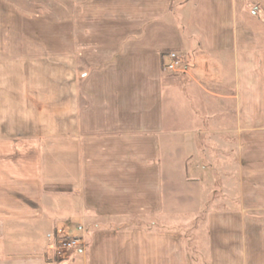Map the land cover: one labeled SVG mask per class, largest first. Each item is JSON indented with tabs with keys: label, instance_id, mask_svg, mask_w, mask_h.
I'll list each match as a JSON object with an SVG mask.
<instances>
[{
	"label": "crops",
	"instance_id": "0c3cea01",
	"mask_svg": "<svg viewBox=\"0 0 264 264\" xmlns=\"http://www.w3.org/2000/svg\"><path fill=\"white\" fill-rule=\"evenodd\" d=\"M21 1L0 0V138L25 135L0 164V264H54L62 238L83 247L58 264L189 263L185 238L151 225L167 207L165 52L190 54L189 84L234 103L240 177L223 186L199 253L264 261V0H51L46 17L44 0ZM13 9L23 23L50 20L51 45L33 28L13 45ZM228 74L233 94L222 95Z\"/></svg>",
	"mask_w": 264,
	"mask_h": 264
},
{
	"label": "rangeland",
	"instance_id": "374dc122",
	"mask_svg": "<svg viewBox=\"0 0 264 264\" xmlns=\"http://www.w3.org/2000/svg\"><path fill=\"white\" fill-rule=\"evenodd\" d=\"M30 2L35 3V0H23L20 6L32 9L29 5ZM14 3L15 0H13ZM180 3L185 4L186 0H180ZM35 8L38 9V7ZM51 10V0H44V6L39 7L36 12L44 14L46 17V14L52 13ZM190 14L186 12L184 18L189 17ZM31 22L33 21L23 23L19 13L13 9L9 25L13 45L19 40L18 37L23 30L38 33L39 46L51 45L48 36H51L53 31L50 24L52 22L46 19L42 22ZM59 24L61 36H66L65 22ZM183 25L188 35L189 28L187 24L183 23ZM180 58L183 60V65L178 72H170L167 69L163 71L165 73L164 85L166 86L164 98H166L167 125L162 150L165 158L166 186L164 189L167 207L165 214L160 215L161 218L155 219V223L151 222V225L152 229L157 232L164 233L166 231V233L181 235L185 238L189 247L187 254L190 261L188 264H211L208 259L201 257L199 252L203 249L209 250L207 238L210 237L208 225L211 218L219 215L215 213L217 210L221 211L223 207L226 208V199L229 195L227 194L228 189L223 186L227 184L229 176L230 178L235 176L236 179L240 177L238 167L240 158L237 148L239 135L235 133L236 119L233 112V100H224L225 104H223L221 99L204 94L202 89L189 84L185 78L187 76L185 69L190 68L191 55ZM207 72L212 74L213 71L208 70ZM214 75L216 74L214 73ZM175 76L177 77L173 78ZM216 76L219 77V75ZM232 81V75L228 74L226 81L229 84L228 88L219 85L220 94H233ZM225 113L229 114L224 115ZM12 136L14 137L12 138ZM12 136L2 135L0 138L2 141L0 143V164L8 163L9 160L19 157L18 150L15 151L11 147L14 145L15 139H20L25 135L17 133ZM233 144H235L234 147ZM33 152L29 150L27 156L33 157ZM230 163L235 164V167L231 168ZM186 180L191 183L188 187H186ZM240 184L237 183V185ZM235 192L236 196L230 200L239 211L241 201L239 186ZM216 200L220 202L217 203ZM255 216L252 215V218H256ZM259 220L258 217L257 221ZM255 231L252 228V232ZM12 239L16 240L13 237ZM63 239L66 238L51 241L50 246L52 247H50L49 253L54 264L68 261L78 253L77 250L62 251L59 245ZM251 248L254 254L255 250L259 249V241H251ZM205 257L208 258V254ZM213 264H227V262L219 256V261H213ZM251 264H264V261L256 260Z\"/></svg>",
	"mask_w": 264,
	"mask_h": 264
},
{
	"label": "built area",
	"instance_id": "2783aa9c",
	"mask_svg": "<svg viewBox=\"0 0 264 264\" xmlns=\"http://www.w3.org/2000/svg\"><path fill=\"white\" fill-rule=\"evenodd\" d=\"M180 57L178 53L170 52L166 58L168 60L166 69L170 72H178L183 65V60ZM59 246L62 251H79L83 247L81 241L75 238L63 239Z\"/></svg>",
	"mask_w": 264,
	"mask_h": 264
},
{
	"label": "trees",
	"instance_id": "16d2710c",
	"mask_svg": "<svg viewBox=\"0 0 264 264\" xmlns=\"http://www.w3.org/2000/svg\"><path fill=\"white\" fill-rule=\"evenodd\" d=\"M169 53L170 52H165L161 54L163 70H166L165 59L169 56Z\"/></svg>",
	"mask_w": 264,
	"mask_h": 264
}]
</instances>
